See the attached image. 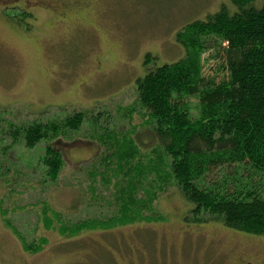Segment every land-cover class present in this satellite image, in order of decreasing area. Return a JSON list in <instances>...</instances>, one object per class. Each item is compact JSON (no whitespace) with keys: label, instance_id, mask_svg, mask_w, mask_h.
Here are the masks:
<instances>
[{"label":"rangeland","instance_id":"rangeland-1","mask_svg":"<svg viewBox=\"0 0 264 264\" xmlns=\"http://www.w3.org/2000/svg\"><path fill=\"white\" fill-rule=\"evenodd\" d=\"M33 1L0 0V209L5 212L0 213V264H264V236L240 233L214 220L194 222L190 214L195 205L177 188L160 197L155 213L165 220L159 222L65 236L53 215L74 223L113 213L116 180H107L109 191L103 181L89 187L84 175L100 152L96 139L131 130L126 139L132 138L140 150L159 147L155 121L138 99V81L184 57L176 36L185 25L206 20L222 6L232 11L233 4L70 0L84 5L76 13L64 10L61 18L53 7ZM262 4L256 0L254 6ZM148 54L154 59L146 65ZM207 56L204 75L224 78L223 63L207 61ZM196 102L191 100L192 118L199 115ZM74 112H83L85 120L66 136L44 139L32 149L22 138L10 137L12 124L27 127ZM47 146L59 150L65 162L57 182L46 177ZM46 204L52 208L48 215L54 229L44 221ZM16 231L30 243L44 237L48 244L43 252L29 254Z\"/></svg>","mask_w":264,"mask_h":264},{"label":"trees","instance_id":"trees-1","mask_svg":"<svg viewBox=\"0 0 264 264\" xmlns=\"http://www.w3.org/2000/svg\"><path fill=\"white\" fill-rule=\"evenodd\" d=\"M229 1L233 12L222 6L181 29L176 39L184 57L138 81L139 102L155 121L153 136L160 146L140 150L132 138L126 139L131 130L96 139L100 152L84 175L89 187L103 181L109 191L107 180H116L113 213L67 223L54 212L61 235L163 221L155 213L157 203L168 189L177 188L195 205L190 214L194 222L214 220L240 233L264 236V0L258 8L256 0ZM205 55L207 61L223 63L224 78L204 75ZM153 59L148 54L146 65ZM192 99L199 109L196 118L190 115ZM84 120L83 112H74L27 127L12 124L8 130L12 139L22 138L32 149L44 139L79 130ZM43 162L47 179L57 182L65 163L61 152L47 146ZM51 211L44 205L48 229L55 228ZM0 213L5 216L3 209ZM16 233L29 254L43 252L48 244L44 237L30 243Z\"/></svg>","mask_w":264,"mask_h":264},{"label":"flooded vegetation","instance_id":"flooded-vegetation-1","mask_svg":"<svg viewBox=\"0 0 264 264\" xmlns=\"http://www.w3.org/2000/svg\"><path fill=\"white\" fill-rule=\"evenodd\" d=\"M43 1H45L46 3ZM27 2L29 3V1ZM33 2H34V5H37L40 7L44 6V4L51 6V8L53 7L52 8L53 11L61 13L58 15L61 18L65 17V14L63 12L64 10L69 13L70 12L76 13L84 5L83 2L70 1V0H34ZM249 264H252V263H249Z\"/></svg>","mask_w":264,"mask_h":264},{"label":"crops","instance_id":"crops-1","mask_svg":"<svg viewBox=\"0 0 264 264\" xmlns=\"http://www.w3.org/2000/svg\"><path fill=\"white\" fill-rule=\"evenodd\" d=\"M99 154V153H98Z\"/></svg>","mask_w":264,"mask_h":264}]
</instances>
